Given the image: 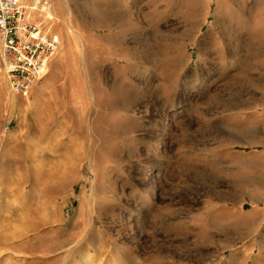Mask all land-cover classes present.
<instances>
[{"label":"rangeland","instance_id":"1","mask_svg":"<svg viewBox=\"0 0 264 264\" xmlns=\"http://www.w3.org/2000/svg\"><path fill=\"white\" fill-rule=\"evenodd\" d=\"M24 5L60 48L27 94L0 55V264H264V0Z\"/></svg>","mask_w":264,"mask_h":264},{"label":"built area","instance_id":"2","mask_svg":"<svg viewBox=\"0 0 264 264\" xmlns=\"http://www.w3.org/2000/svg\"><path fill=\"white\" fill-rule=\"evenodd\" d=\"M38 5L43 10L45 3ZM27 10L24 0H0V55L17 94H27L47 74L60 48L44 31V21H33Z\"/></svg>","mask_w":264,"mask_h":264},{"label":"bare ground","instance_id":"3","mask_svg":"<svg viewBox=\"0 0 264 264\" xmlns=\"http://www.w3.org/2000/svg\"><path fill=\"white\" fill-rule=\"evenodd\" d=\"M35 8H37V7H36V6H33L31 9L34 10ZM43 9H44V7H43ZM35 10H36V9H35ZM46 10H47V9H46ZM47 11H48V13H49V10H47ZM49 15L51 16V13H49ZM161 125H163V124H161V122L159 121V122H157V123L154 124L153 129H154V128H157V127H159V126H161ZM157 142H158V144H157V146L153 147V151H156L157 149H159V147L163 144V143H161L160 140H157ZM154 154H155V153H154Z\"/></svg>","mask_w":264,"mask_h":264}]
</instances>
